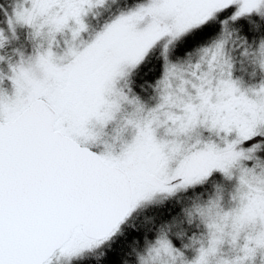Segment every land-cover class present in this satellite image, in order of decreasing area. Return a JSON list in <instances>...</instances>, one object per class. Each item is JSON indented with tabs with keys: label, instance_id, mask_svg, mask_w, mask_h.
Masks as SVG:
<instances>
[{
	"label": "snow or ice",
	"instance_id": "obj_1",
	"mask_svg": "<svg viewBox=\"0 0 264 264\" xmlns=\"http://www.w3.org/2000/svg\"><path fill=\"white\" fill-rule=\"evenodd\" d=\"M0 264H264V0H0Z\"/></svg>",
	"mask_w": 264,
	"mask_h": 264
}]
</instances>
